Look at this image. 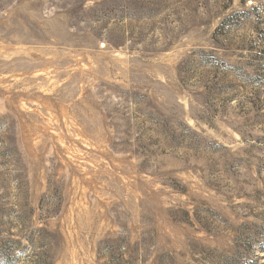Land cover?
Here are the masks:
<instances>
[{
    "label": "rangeland",
    "instance_id": "obj_1",
    "mask_svg": "<svg viewBox=\"0 0 264 264\" xmlns=\"http://www.w3.org/2000/svg\"><path fill=\"white\" fill-rule=\"evenodd\" d=\"M259 98L264 0H0V264H264Z\"/></svg>",
    "mask_w": 264,
    "mask_h": 264
},
{
    "label": "trees",
    "instance_id": "obj_2",
    "mask_svg": "<svg viewBox=\"0 0 264 264\" xmlns=\"http://www.w3.org/2000/svg\"><path fill=\"white\" fill-rule=\"evenodd\" d=\"M248 105H264V103H262V101L259 98V100L258 99H255V101H249ZM249 126H247V127H249Z\"/></svg>",
    "mask_w": 264,
    "mask_h": 264
}]
</instances>
